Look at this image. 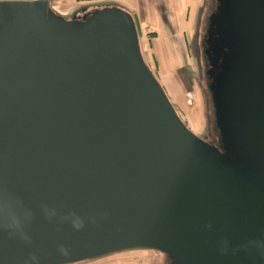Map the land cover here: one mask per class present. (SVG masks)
<instances>
[{
	"label": "water",
	"instance_id": "95a60500",
	"mask_svg": "<svg viewBox=\"0 0 264 264\" xmlns=\"http://www.w3.org/2000/svg\"><path fill=\"white\" fill-rule=\"evenodd\" d=\"M87 10L0 1V264H264V0H225L213 24L218 147L180 118L133 15Z\"/></svg>",
	"mask_w": 264,
	"mask_h": 264
},
{
	"label": "rangeland",
	"instance_id": "374dc122",
	"mask_svg": "<svg viewBox=\"0 0 264 264\" xmlns=\"http://www.w3.org/2000/svg\"><path fill=\"white\" fill-rule=\"evenodd\" d=\"M166 2L171 6L174 2L191 7L187 19L167 21V14L161 13ZM51 3L55 11L67 16L82 7L93 11L96 6L105 4L127 9L136 21L145 62L184 124L201 139L213 137L208 133L213 113L199 77L193 40L204 11L203 0H51ZM80 264H167V257L154 251H132Z\"/></svg>",
	"mask_w": 264,
	"mask_h": 264
},
{
	"label": "flooded vegetation",
	"instance_id": "af4514ba",
	"mask_svg": "<svg viewBox=\"0 0 264 264\" xmlns=\"http://www.w3.org/2000/svg\"><path fill=\"white\" fill-rule=\"evenodd\" d=\"M1 1V0H0ZM204 11L201 12L200 20L197 25V29L194 35V50H196L197 55V65L199 68V77L202 79V83L205 86L206 98L209 102L211 112L213 113V121L209 126L208 133H212V138L208 137L203 138V140L214 147H218L221 144L220 133L217 130V124L215 120V105L213 103V83H214V74L212 71V63L216 61V55L213 51V46L219 44L221 33L223 29H219L220 25L214 26V22L217 21L218 17L222 12V7L225 5V0H203ZM93 11L87 10L85 13L80 15L82 20L83 15H91ZM198 16V17H199ZM216 29V33L210 40V34L212 29ZM226 59L225 55H222L221 62H219V67L221 63ZM167 257V264H173L172 259L165 253L159 252Z\"/></svg>",
	"mask_w": 264,
	"mask_h": 264
},
{
	"label": "crops",
	"instance_id": "0c3cea01",
	"mask_svg": "<svg viewBox=\"0 0 264 264\" xmlns=\"http://www.w3.org/2000/svg\"><path fill=\"white\" fill-rule=\"evenodd\" d=\"M170 4H171L170 2H168V3L166 2L165 5H164L166 7L161 11L162 14L163 13H166L167 14V21L168 20L175 21V22L185 21L187 19V17H188L187 16L188 15V11H189V9L191 7L187 6L185 8V5H183V4L182 5L181 4L179 5L178 3H174V2H173V5L172 6ZM157 11L159 13L160 10L157 8ZM192 11H193V8H192ZM195 15H196V13H195ZM197 15H198V13H197ZM163 21H164V19H163Z\"/></svg>",
	"mask_w": 264,
	"mask_h": 264
},
{
	"label": "clouds",
	"instance_id": "9594fccd",
	"mask_svg": "<svg viewBox=\"0 0 264 264\" xmlns=\"http://www.w3.org/2000/svg\"><path fill=\"white\" fill-rule=\"evenodd\" d=\"M72 224H73V227L76 228V229H80V228H82L84 226L83 220L81 218L75 217V216L72 218ZM60 252L62 254H64V255L68 254L67 250L63 246H61ZM30 259L32 261H36L37 258L35 256H31ZM25 264H28V262L26 261Z\"/></svg>",
	"mask_w": 264,
	"mask_h": 264
},
{
	"label": "bare ground",
	"instance_id": "6f19581e",
	"mask_svg": "<svg viewBox=\"0 0 264 264\" xmlns=\"http://www.w3.org/2000/svg\"><path fill=\"white\" fill-rule=\"evenodd\" d=\"M167 94V93H166Z\"/></svg>",
	"mask_w": 264,
	"mask_h": 264
}]
</instances>
